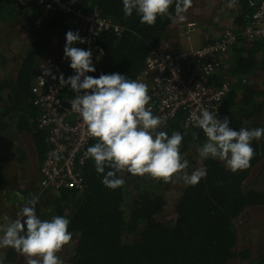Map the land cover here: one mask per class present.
Masks as SVG:
<instances>
[{
  "label": "trees",
  "instance_id": "trees-1",
  "mask_svg": "<svg viewBox=\"0 0 264 264\" xmlns=\"http://www.w3.org/2000/svg\"><path fill=\"white\" fill-rule=\"evenodd\" d=\"M249 1L236 0L237 9L231 13V25L230 18L227 22L230 26L241 29L247 23L252 13ZM77 7L84 11L96 10L122 28L120 34L104 32L98 37L93 50L96 71L89 73L93 77H97L101 69L103 74L120 73L138 81L149 50L174 38L168 29L172 20L167 16L158 17L151 26L142 24L135 14L124 15L121 0H78ZM40 10L36 4L24 8L18 7L16 0H0V23L10 27L21 20L29 34V43L19 61H8L0 52L3 69L16 64L14 72L0 73V135L5 138L0 146L4 157H0V192L9 188L10 182L31 179L23 189L15 187L10 191L24 198L23 204L33 196L38 197L36 213L42 220L53 216L70 220L73 247L66 264H264V251L253 254L250 245H240V231L236 225L247 210L264 208V138L252 141L255 152L250 166L233 173L217 159L201 161L197 149L206 138L199 128H184L182 110L169 120L167 127H159L156 131L169 135L173 131L181 133L180 151L184 159L188 165L206 167L207 175L195 186L184 185L181 195L169 208L171 212L165 216L163 213L168 210L165 191L181 173L164 181L148 174L120 172L118 175L125 183L113 190L101 183L102 176L96 173L93 161L86 158L81 191L41 190L39 165L48 144L45 131L37 128L39 110L32 104L30 88L38 74L39 61L50 53L55 58L63 54L65 34L70 29L64 23L65 15L60 13L50 14L35 27L33 21ZM169 11L174 14L173 8ZM54 41L60 43V47H53ZM205 42L207 40H203ZM170 44L174 47V43ZM73 45L79 48L81 43ZM57 48L60 51L56 53ZM175 49V52L183 50L177 43ZM258 71H264V41L240 39L227 59L222 60L221 70L214 78L216 82L223 81L226 76L229 80L218 118L227 116L234 129L264 128V123L260 122L264 86L258 90L251 80ZM66 94H70V90ZM71 94L75 93L71 91ZM152 113L157 116L154 111ZM20 135L28 136L31 144L28 149L35 163V175L27 178L26 174L23 177L15 174L20 172L19 166L31 159L23 143L18 141ZM95 142L93 138L87 148ZM9 160L16 163L11 173L6 171ZM18 212L13 215L14 219ZM1 259L3 264L27 261L24 255L10 247L3 248Z\"/></svg>",
  "mask_w": 264,
  "mask_h": 264
},
{
  "label": "clouds",
  "instance_id": "clouds-1",
  "mask_svg": "<svg viewBox=\"0 0 264 264\" xmlns=\"http://www.w3.org/2000/svg\"><path fill=\"white\" fill-rule=\"evenodd\" d=\"M121 3L125 16L135 14L140 23L151 26L158 17L165 16L174 23H182L192 0H121ZM235 3L236 0H228L227 7ZM76 42L87 41L79 31H67L63 59L69 62L74 74L67 79L61 75L59 81L62 87L67 85L75 93L71 109L79 114L87 135L96 138L87 148L85 158L93 161L96 173L102 176L101 183L113 190L122 187L125 180L118 175L120 172L148 174L164 181L183 173L178 178L188 186H195L205 178L206 167L190 174L184 171L189 165L180 151L181 133L156 131L162 121L146 107L151 100L147 85L120 73L87 75L96 71L92 51L74 47ZM50 75V70L44 71L39 77L41 85L45 83L43 77ZM192 120L206 137L197 149L201 161L217 159L233 173L250 166L255 152L252 141L264 138V128L237 130L230 126L227 116L220 119L207 109L193 115ZM38 202L35 196L27 199L17 218L0 227V248L14 249L27 258L28 264H63L57 253L72 239L70 220L64 216L42 220L36 213Z\"/></svg>",
  "mask_w": 264,
  "mask_h": 264
},
{
  "label": "built area",
  "instance_id": "built-area-1",
  "mask_svg": "<svg viewBox=\"0 0 264 264\" xmlns=\"http://www.w3.org/2000/svg\"><path fill=\"white\" fill-rule=\"evenodd\" d=\"M77 2L16 0V5L30 8L36 4L41 8L33 21L35 27L52 13L65 15V25L74 32L79 31L87 41L79 48L91 49L93 55L100 34L112 31L120 34L122 28L111 19L102 17L96 10L84 11L78 8ZM249 6L252 9L251 16L241 29L225 27L212 41L209 42L210 38L208 43H200L199 46H191L181 52L170 51L166 41L149 50L145 69L138 76V81L148 86L151 100L147 107L161 119L160 127H167L169 120L181 110L185 113V129L194 127L192 116L199 115L204 109L219 117L230 86L227 78L221 82L214 79L221 70L222 60H225V56L240 39L264 41V0H250ZM198 28L194 20L175 25L178 37L187 41L194 37ZM49 70L51 75L44 76L45 83L41 85L39 77ZM102 73L98 69L97 77ZM73 74L69 62L64 65L52 55H47L39 61L38 74L30 88L32 104L39 110L37 128L45 131L48 144L47 153L39 167V186L43 191L58 193L63 189L81 191L84 188L86 150L93 138L87 135L79 114L71 109L75 94H71L69 86L62 87L59 81L61 75L67 79ZM67 90H70V94H66Z\"/></svg>",
  "mask_w": 264,
  "mask_h": 264
},
{
  "label": "rangeland",
  "instance_id": "rangeland-1",
  "mask_svg": "<svg viewBox=\"0 0 264 264\" xmlns=\"http://www.w3.org/2000/svg\"><path fill=\"white\" fill-rule=\"evenodd\" d=\"M196 1H198L197 3H195ZM225 1V0H223ZM222 0H194L191 4V7H189L187 9V11L184 13L186 19L184 21L187 20H194L195 19L199 20L200 22H204L205 20L208 19V17L206 16V13L208 11H212L213 5H217L216 10L211 12V17L216 19H218V17L220 18V22L222 23V25H224L223 27H225L228 23V19L230 18L231 20V13L237 9V7H235V4L233 7L229 8L227 7V3L228 0H226V3H224ZM201 5L203 7H205L206 9L203 10L201 8ZM196 23H198L196 21ZM177 23H174L172 21L171 26L173 28H171L173 30V35L171 38L172 40L176 39V43L177 46L179 47V49H186L188 47L194 46L193 45V37L192 39H189V41H187L186 39H180L175 31V25ZM199 24V23H198ZM25 24L23 23V21L21 22V20L17 23L12 24L10 27L6 26L4 24L0 23V52L3 54V57H5V59H7L8 61H12L13 59H17V61H19L25 51L23 52L24 49L28 43H29V34L28 31L24 28ZM170 29V30H171ZM175 31V32H174ZM172 32V31H171ZM208 34L210 36V31H208ZM211 38V39H210ZM210 38H206L205 40H208L209 42L212 41L215 37H210ZM196 45L199 46L201 45V43H203V41L199 40L196 41ZM169 43V50L175 52L176 49V43L174 44V47L171 46V42L168 41ZM206 43V42H205ZM204 43V44H205ZM60 43L54 41L52 46L53 47H60ZM203 45V44H202ZM74 46V45H73ZM196 47V46H194ZM27 48V47H26ZM57 51H60V49L58 50V48L55 50V52L57 53ZM48 55H53L52 57L55 60H58L59 62H61L62 64L66 65L68 61H65L63 59V54H61V56L55 58L54 54L50 53ZM229 56V53L226 57ZM12 63V62H10ZM2 64V60L0 58V73L3 71L5 73L8 72H14V69H16V64L13 63L7 68V69H3ZM14 67V68H13ZM227 78V76H226ZM252 82L255 83L256 88L258 90H260L261 87L264 86V71H258L256 74H254V76L251 78ZM260 122L264 123V108H263V112L261 114V118H260ZM28 136L27 135H20L18 136V141L23 143L24 148H26L28 150V152L30 153L31 156V150L28 149L29 145H31L28 142ZM3 139L4 135H0V146H2L1 144H3ZM14 140V138H13ZM7 141V139H6ZM13 142L17 143V139H15ZM22 146V147H23ZM17 147V146H16ZM12 151V150H9ZM3 148L0 147V157L4 159V157H2L3 155ZM31 160V161H30ZM13 160H9V163L6 167V171L7 173H11L14 170V165L16 164L15 162H12ZM29 161V162H28ZM33 158L31 156V159H27V162L24 163L23 165L19 166V171L20 172H16V175H20L21 177L24 176V174H26V178L27 177H31L32 175L34 176L35 174V163L33 164ZM40 166V165H39ZM189 168L186 169L185 172L187 173H191L192 171H194L195 169H197L198 167L196 165H192L189 164L188 166ZM200 168V166H199ZM125 173V172H124ZM15 174L12 176L14 177ZM183 173H181L180 175H182ZM40 179V177H39ZM31 180V179H30ZM28 180V181H30ZM28 181L25 182H19V180L15 183H11L8 185L9 188L5 187L4 190H2V192H0V227L4 226L7 224V222L9 220H13L14 217L13 215L15 214V212H18L20 210V208L22 207L23 204V199L21 196H17L18 194H14L15 192H11L10 189L13 191L15 189V187L17 188H24V185H27V183H29ZM262 180L260 179L259 182H261ZM184 183L181 179L177 178L175 181L170 182V184L167 186V189L165 191V197H166V202H167V206L165 208H168V210H166L163 215L165 216L167 213L171 212V210H169V208L171 207V205L177 201V199L179 198V196L181 195V191L182 188L184 187ZM45 198V197H43ZM9 209V210H7ZM14 212V213H13ZM5 217L8 218V220H5ZM17 218V217H16ZM15 218V219H16ZM239 231H240V245L247 247V246H251L253 248V254H257V253H261L262 251H264V208L262 209H249L246 212L243 213V215L241 216V218L237 221L236 223ZM72 247H73V241H70L67 245H64L62 247V249L57 253V255L63 260V264L67 263V259L72 251ZM3 251V248H0V259H1V252ZM24 259L25 258L24 256ZM21 264H28V260L27 261H22Z\"/></svg>",
  "mask_w": 264,
  "mask_h": 264
},
{
  "label": "crops",
  "instance_id": "crops-1",
  "mask_svg": "<svg viewBox=\"0 0 264 264\" xmlns=\"http://www.w3.org/2000/svg\"><path fill=\"white\" fill-rule=\"evenodd\" d=\"M201 8L203 9V10H205L206 8L205 7H203L202 5H201ZM216 8H217V5L215 4V5H213V8H212V11H214V10H216ZM211 9H210V11H208L207 13H206V16L208 17V19L207 20H205L204 22H200L199 20H197V19H195L199 24V31L196 33H194V37H193V39H195L196 41H203V40H205L206 38H210V37H214V36H216V34H218L219 33V31L223 28V25H222V23L220 22V18L218 17V19H217V17H216V19H214V18H212L211 17ZM235 11V10H234ZM233 11V12H234ZM231 22H232V19H231V21H230V25H231ZM230 25H229V23L225 26V27H230ZM224 27V28H225ZM232 27V26H231ZM171 29V28H173L171 25L168 27V29ZM171 31L173 32V30L171 29ZM208 31H210V36H209V34H208ZM175 32V31H174ZM175 40L176 39H174V40H172V39H170V42L171 43H174L175 44ZM195 40H193V45L194 46H197L196 45V42H195ZM201 43V42H200ZM226 59V58H225ZM40 177V176H39ZM39 179V178H38Z\"/></svg>",
  "mask_w": 264,
  "mask_h": 264
},
{
  "label": "bare ground",
  "instance_id": "bare-ground-1",
  "mask_svg": "<svg viewBox=\"0 0 264 264\" xmlns=\"http://www.w3.org/2000/svg\"><path fill=\"white\" fill-rule=\"evenodd\" d=\"M38 117V116H37Z\"/></svg>",
  "mask_w": 264,
  "mask_h": 264
}]
</instances>
